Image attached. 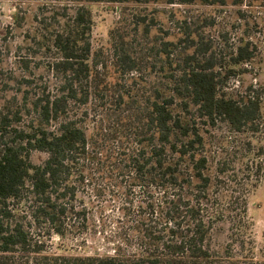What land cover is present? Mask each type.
<instances>
[{"label":"trees","instance_id":"trees-1","mask_svg":"<svg viewBox=\"0 0 264 264\" xmlns=\"http://www.w3.org/2000/svg\"><path fill=\"white\" fill-rule=\"evenodd\" d=\"M19 1L38 3L31 40L45 59V74L33 73L28 59L18 60V71L0 61V264L232 259L233 246L243 245L237 239L246 233V204L242 190L225 188L222 175L229 162L211 156L209 129L223 121L231 132L258 131L260 88L250 84L240 96L223 90L230 77L246 72L240 67L254 58L255 47L239 43L226 57L217 55L203 32L214 21L200 16L193 23L177 18L172 34L138 26L147 40L142 49L133 47L127 26H116L109 30L108 46L94 50L91 3L153 0ZM253 1L264 5V0L247 3ZM244 2L232 0V5ZM49 3L60 8L50 11ZM12 19L22 18L16 12ZM32 152L46 158L33 163ZM108 210L115 211L114 219L104 215ZM72 218L104 235L111 254H45L26 227L42 223L60 234ZM220 222L230 231L222 254L206 242Z\"/></svg>","mask_w":264,"mask_h":264},{"label":"rangeland","instance_id":"rangeland-1","mask_svg":"<svg viewBox=\"0 0 264 264\" xmlns=\"http://www.w3.org/2000/svg\"><path fill=\"white\" fill-rule=\"evenodd\" d=\"M244 1L241 7L232 5V0H227L226 5L220 6L198 2L182 5L176 1L174 4H166L163 0L89 5L92 15L90 41L94 50L108 46L109 30L116 26H127L129 30L127 36L133 47L142 49L147 40L142 28L138 26L150 24L154 26L152 32L161 27L163 32L172 34L176 32L177 18L185 17L193 23L200 16L210 17L214 21L213 26H204L203 32L212 40L217 55L226 57L239 43L250 42L255 47L254 58L240 67L245 68L246 72L230 77L223 90L240 96L250 84L261 89L258 90L262 120L258 131L231 132L223 121H218L217 126L209 129L212 146L215 149V151L213 149L215 154L212 152L211 156L216 155L217 160L229 162L228 169L222 175L225 188L233 186L236 190H242L241 197L246 204V233L237 239V242H242L243 245L241 248L237 244L234 245L232 259H223L222 264H240L241 261L248 259L264 261V5L254 1L249 5L247 3L249 0ZM37 6L38 3L35 1H0V61L1 66L18 71V60L28 59L31 68L35 66L33 73L43 76L45 71L42 61L45 59L31 40L37 26L32 21L37 13ZM48 8L51 11L60 7L57 3H49ZM16 12L22 18L19 23L13 22L12 19ZM220 33L226 34L227 38H221ZM163 38L165 39L166 35H163ZM45 158L46 155L42 152H32L30 156L31 161L36 164L43 162ZM235 196L239 197L237 193ZM114 212L108 210L104 215L114 219ZM22 213L24 214V211ZM21 220L26 222L28 219L22 216ZM77 222L76 218H72L70 225L62 226L65 229L62 228L60 234L55 230L48 231L42 223L38 228H35L32 222L26 227L34 232L38 242H42V253L45 254L52 256H84L95 252L111 254L113 247L111 243H106L104 235L94 233L88 228L83 229ZM229 232L227 222L216 224L210 231L207 245L222 254L225 245L230 241Z\"/></svg>","mask_w":264,"mask_h":264}]
</instances>
